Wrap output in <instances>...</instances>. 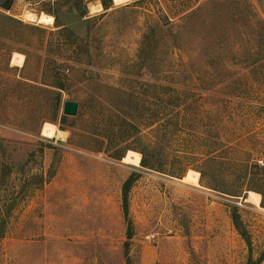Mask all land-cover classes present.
Segmentation results:
<instances>
[{
    "label": "rangeland",
    "instance_id": "rangeland-1",
    "mask_svg": "<svg viewBox=\"0 0 264 264\" xmlns=\"http://www.w3.org/2000/svg\"><path fill=\"white\" fill-rule=\"evenodd\" d=\"M60 1L14 0L10 12L0 9L20 23L0 22V32L25 40L9 45L12 70L0 79V264H264L262 195L260 204L249 201L240 165L264 163V0H113L111 9L96 14L92 7L101 3L95 1L87 3L88 25L73 4L60 9ZM55 13L80 40L58 34ZM150 30L161 47L155 66L140 75L133 66ZM173 36H181V51ZM16 53L24 56L21 68L12 64ZM217 55L229 72L225 83H215ZM201 62L212 65L208 91L194 82ZM53 72L66 84L49 122L51 99L41 90L52 89ZM159 73L177 82L161 84L191 96L186 112L174 106L181 112L178 125L170 126L174 133L161 137L170 147L168 170L180 160L220 157L214 166L219 186H204L201 175L199 187L184 183L191 169L176 177L113 158L124 143L116 147L102 137L113 125L105 113L111 103L118 106L109 88L129 92L138 83H156ZM68 101L79 103L78 114L63 122ZM46 124L65 140L44 137ZM142 136L153 138L147 129ZM186 144L200 146L185 153ZM131 177L126 217L122 189ZM234 209L249 243L233 224Z\"/></svg>",
    "mask_w": 264,
    "mask_h": 264
},
{
    "label": "trees",
    "instance_id": "trees-1",
    "mask_svg": "<svg viewBox=\"0 0 264 264\" xmlns=\"http://www.w3.org/2000/svg\"><path fill=\"white\" fill-rule=\"evenodd\" d=\"M95 1L100 2L105 11L111 9L113 6V0H64L63 4L61 3V1L57 2L56 4L60 9L66 7L69 4H73V6L78 11L79 17L82 22L88 25L91 23V19L84 20L88 14L87 3ZM199 12L200 11L198 10L197 12L192 13L189 16V19L198 16ZM54 18L57 23L56 27L60 29L58 33L59 35L72 38V40L81 39L68 26H64L59 23L60 17L57 13L54 14ZM0 22L14 28L18 27V24H20L13 18L4 16L3 14H0ZM180 28L183 30V26H181ZM34 30L42 33V31L40 30ZM261 32V38L264 40V29H262ZM17 35L19 36V40H15ZM11 36L12 35H9V32H0V79L2 80H4V78L7 79L6 77H4V72L12 70V68L10 67L11 57L9 56V53L11 52V48L9 47V45L25 43V40L21 38L20 33L16 35L14 34L13 38ZM181 43V36L174 37V48L176 50H182ZM24 46L31 47L29 42H26ZM160 47L161 39L158 37V33L156 30H150V33L144 35L140 49L138 51L137 63L133 66V68H136L138 69V71H140V75H142V73H148L151 68L155 66ZM206 49L207 48L202 49V55H204ZM246 54V57L249 60L254 55L253 50L248 51V53ZM219 58H221V56L217 55L216 62L214 64L217 75L219 76V78L215 80L216 84L225 83L228 79L229 73L224 66L220 65ZM206 63L204 64V62H201L200 68L202 69V71L200 70V72L196 73L194 70V73L196 75H194L196 77L194 78V82H196L197 84L196 87H199V90L202 91H208L214 85V81L208 78L207 72L208 67H211L212 65H209L208 62ZM243 68L253 69V66H248V64H245ZM125 73L129 74L127 72ZM58 75L59 74L57 73L53 74L52 85L48 86L52 88L51 90H41L42 92L47 93L50 96L49 98L51 99L50 110L53 112L51 114L53 116L52 118H49L47 120L49 122H53L52 119H54V117L58 115V107L60 103L58 91L64 90L66 84L65 78H59ZM167 75L169 74L159 73L158 78L156 79V83H138L136 86L132 87L129 92L123 91L118 88H109L113 91V94H115L116 97H113V102L117 103L118 106H113V104L111 103V110H108L105 113L110 119L109 123L113 125L109 126L108 124L109 136L106 137L102 134V137L110 139L112 145L116 147L121 142L124 143L123 146H119L114 150L115 156L113 158H115L116 160H122L125 157V152L134 151L141 155L142 158L140 166L143 169L160 173L172 171V175H175L176 177H184L185 173L189 169H191L201 175V182L204 186L208 188L210 187L211 189L212 187H216L215 185L219 186L222 182L218 173V168H214V166L216 167L222 164L219 163L221 162L220 157L203 156L201 158L195 157L192 160L184 159L177 162L178 166L176 169L168 170L169 168L166 164L165 158L170 147L161 139V137H166L171 132L174 133L175 129L171 130L170 126H173L174 124L178 125L176 119L179 118V115L177 114H181L180 111H174V106L179 108L182 107V112H186L187 110L191 109V96L188 95L189 92L187 91L183 92L184 95L183 93L179 94L175 88L167 84H161L164 82L172 85H177L176 77L170 80L169 77H165ZM8 82L11 85L17 84L18 88L27 85L25 84V82H21L18 80L8 79ZM181 102L183 104H180ZM66 118V116H63L62 121L65 122ZM185 121V127L187 128V126L189 125V121ZM144 129L150 130V134H152L153 137L151 140H145L143 138L142 131ZM199 146L200 145L190 146L186 144L185 153H190L187 152L189 151V149L197 150L199 149ZM217 151L218 150H216L215 153ZM240 165L242 168H244L245 171L244 179H247L248 181V184H246L245 186L247 187L246 191H252L261 194L262 206L264 208V163L262 164L263 166H259L257 161L244 160L240 163ZM134 181L135 179L131 177L124 183L122 189L124 213L126 217L128 214V194ZM239 189L240 188H235L233 190V196L238 197L237 195L240 193ZM232 220L239 234L249 243L247 232L243 227L241 218L236 209H234L232 212ZM127 239H132L131 225L128 226Z\"/></svg>",
    "mask_w": 264,
    "mask_h": 264
},
{
    "label": "bare ground",
    "instance_id": "bare-ground-1",
    "mask_svg": "<svg viewBox=\"0 0 264 264\" xmlns=\"http://www.w3.org/2000/svg\"><path fill=\"white\" fill-rule=\"evenodd\" d=\"M102 6L99 5L98 7L93 6L92 10L96 13H101ZM27 18L32 21L35 22L36 18L34 15H28ZM24 56L21 54H14L13 57V61L12 64L16 67L21 68L24 64ZM42 135L44 137L47 138H54V137H59V139L61 138V140H65V137L62 132H59L58 129L56 128V126L52 125V124H46L42 130ZM141 155L139 153H135L132 151H128L126 156L123 158V163L127 164L129 166H134V167H139L141 164ZM199 179H200V174L196 171H189L186 176L183 178V182L186 184H189L193 187H199ZM249 201H251L254 204H260L261 202V196L258 193L255 192H250L249 193Z\"/></svg>",
    "mask_w": 264,
    "mask_h": 264
},
{
    "label": "water",
    "instance_id": "water-1",
    "mask_svg": "<svg viewBox=\"0 0 264 264\" xmlns=\"http://www.w3.org/2000/svg\"><path fill=\"white\" fill-rule=\"evenodd\" d=\"M14 0H0V9L10 12ZM79 103L74 101H68L64 103L63 115L69 117H76L78 114Z\"/></svg>",
    "mask_w": 264,
    "mask_h": 264
}]
</instances>
